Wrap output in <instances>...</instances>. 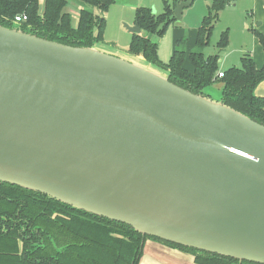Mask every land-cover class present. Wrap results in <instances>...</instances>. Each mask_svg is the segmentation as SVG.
<instances>
[{
	"label": "water",
	"instance_id": "95a60500",
	"mask_svg": "<svg viewBox=\"0 0 264 264\" xmlns=\"http://www.w3.org/2000/svg\"><path fill=\"white\" fill-rule=\"evenodd\" d=\"M192 1L175 3L176 21ZM205 89L103 41L72 46L0 24V182L264 264V124Z\"/></svg>",
	"mask_w": 264,
	"mask_h": 264
},
{
	"label": "trees",
	"instance_id": "16d2710c",
	"mask_svg": "<svg viewBox=\"0 0 264 264\" xmlns=\"http://www.w3.org/2000/svg\"><path fill=\"white\" fill-rule=\"evenodd\" d=\"M79 7L75 23L65 11L67 0H0V24L11 27L15 15L25 13L27 20L21 29L39 37L72 46H91L103 40L104 16L114 0H73ZM172 4L165 3V11L154 16L148 8H137L135 22L141 31L160 35L165 25L174 22ZM232 0H212L209 10L198 27L195 43L198 50L186 52L175 49L168 63H162L156 53V43L143 34L133 33L127 52L141 55L147 61L169 71V80L193 93L218 82L220 98L226 105L264 124V97L253 94L256 85L264 79V65L257 68L250 55L241 58L240 66L222 70L218 77V56H204L200 51L208 43L212 21L217 12ZM264 3V0H263ZM164 22L161 28L158 24ZM264 51V34L254 30ZM228 42L223 32L217 45ZM191 69L184 66L185 58ZM18 210L20 223L30 221L24 231L20 226H0V264H138L146 239L161 242L193 255L196 264H260L239 261L216 253L185 247L157 237L147 236L130 225L96 216L68 204L57 201L43 193L17 185L0 182V221ZM53 212L67 216L51 218ZM87 218L95 222L87 221ZM24 239V251L18 252L17 238ZM28 239H27V238Z\"/></svg>",
	"mask_w": 264,
	"mask_h": 264
},
{
	"label": "rangeland",
	"instance_id": "374dc122",
	"mask_svg": "<svg viewBox=\"0 0 264 264\" xmlns=\"http://www.w3.org/2000/svg\"><path fill=\"white\" fill-rule=\"evenodd\" d=\"M41 1L43 0H39L40 3ZM67 1L65 11L70 13L76 23L79 7L73 0ZM165 3L170 5L172 0H114L103 13L105 25L102 41L125 52L133 34L127 26H132L130 23L135 21L136 9L148 8L154 16H158L164 13ZM211 4L212 0H193L183 9L180 19L166 24L160 35L145 31H140L139 34L156 43L157 57L164 64L168 63L175 49L183 50L188 55L189 52L198 50L195 43L198 27L204 16L209 13L213 15L214 11L209 10ZM262 8L264 10V3ZM254 16L255 0H232L217 12L216 19L212 21L213 27L208 43L200 48V51L205 57L217 55L218 68L223 71L232 66H240L244 55H250L254 62L251 40L255 37L254 30L259 31L260 25L257 23L261 22L260 19L255 21ZM163 24L164 22L159 23L158 28ZM223 32H227L228 42L226 46L219 47L217 42ZM184 66L191 68L188 57L185 58ZM220 86L221 84L216 82L206 87L205 92L215 99L218 97Z\"/></svg>",
	"mask_w": 264,
	"mask_h": 264
},
{
	"label": "crops",
	"instance_id": "0c3cea01",
	"mask_svg": "<svg viewBox=\"0 0 264 264\" xmlns=\"http://www.w3.org/2000/svg\"><path fill=\"white\" fill-rule=\"evenodd\" d=\"M262 7H263V0H255V16L253 19L255 21L258 19L261 20V22H258L257 25L258 26L260 25L258 29L260 32L264 34V10ZM134 23L135 21H132L130 25H133ZM251 41L253 45V50H251L252 57L254 59L255 66L257 68H260L261 66L264 65V51L261 45L259 44L256 36ZM255 94L258 96L264 95V80L260 81L255 87ZM138 264H196V263L193 260V255H191L190 253L169 247L160 242L147 239L144 243L143 253Z\"/></svg>",
	"mask_w": 264,
	"mask_h": 264
},
{
	"label": "flooded vegetation",
	"instance_id": "af4514ba",
	"mask_svg": "<svg viewBox=\"0 0 264 264\" xmlns=\"http://www.w3.org/2000/svg\"><path fill=\"white\" fill-rule=\"evenodd\" d=\"M56 216H61V217H63V218H67V216L65 215V214H62V213H60V214H58L57 212H53V214H52V216H51V218H54V217H56ZM19 212H18V210L15 212V213H11V215H9L7 218H5L4 219V223H2L1 221H0V226H2L3 228H6V227H9V226H14V227H18V225L20 226V230L21 231H24L25 230V228L27 227V226H29V224H30V221H27V220H24V221H22V223H20V221H18L19 220ZM87 221H90V222H95V220H93V219H90V218H87ZM27 238V237H26ZM28 239V238H27ZM147 240V239H146ZM145 240V241H146ZM151 240V239H150ZM16 241H17V245H18V254L19 255H21L22 253H23V251H24V243H25V241H24V239H22V238H17L16 239ZM145 241H144V243H145ZM154 241V240H153ZM157 242V241H156ZM144 243H143V246H142V253H143V248H144ZM161 243V242H160ZM163 244V243H162ZM164 245H166V244H164ZM168 246V245H167ZM169 247H171V246H169ZM172 248H174V247H172ZM177 249V248H176ZM185 252V251H184ZM142 253H141V256H142ZM188 253V252H187ZM192 255V254H191ZM141 256H140V258H139V261H140V259H141ZM139 261H138V263H139Z\"/></svg>",
	"mask_w": 264,
	"mask_h": 264
},
{
	"label": "built area",
	"instance_id": "2783aa9c",
	"mask_svg": "<svg viewBox=\"0 0 264 264\" xmlns=\"http://www.w3.org/2000/svg\"><path fill=\"white\" fill-rule=\"evenodd\" d=\"M27 20V15L25 14V13H21V14H17V15H15V17H14V19L12 20L13 22H16V23H22V22H24V21H26ZM222 70H220L219 72H218V77H221L222 76Z\"/></svg>",
	"mask_w": 264,
	"mask_h": 264
}]
</instances>
